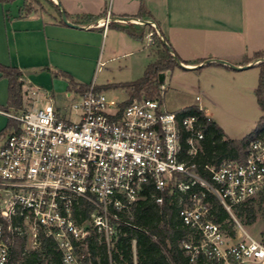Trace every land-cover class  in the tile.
I'll return each instance as SVG.
<instances>
[{
  "label": "built area",
  "instance_id": "built-area-1",
  "mask_svg": "<svg viewBox=\"0 0 264 264\" xmlns=\"http://www.w3.org/2000/svg\"><path fill=\"white\" fill-rule=\"evenodd\" d=\"M109 21L106 15L102 25ZM145 37L153 42V31ZM37 90L22 86L18 113L0 108L16 122L0 146V264H9L15 236L31 249L49 239L63 264H92V239L110 246L123 225L135 227L133 206L146 197L161 204L175 191L190 262L264 264V242L235 215L264 189V135L249 142L242 160L205 164L207 180L196 168L204 135L196 115H178L158 97L126 103L91 83L66 119L51 98L35 105ZM206 192L229 214L233 234L214 221Z\"/></svg>",
  "mask_w": 264,
  "mask_h": 264
},
{
  "label": "crops",
  "instance_id": "crops-1",
  "mask_svg": "<svg viewBox=\"0 0 264 264\" xmlns=\"http://www.w3.org/2000/svg\"><path fill=\"white\" fill-rule=\"evenodd\" d=\"M60 1L68 22L79 27L61 22L60 14L54 9L50 10L51 16L39 10L24 15L23 0L0 2V64L17 67L22 73L23 86L39 90L35 105L40 96L46 101L51 98L58 111L56 96L78 97L83 93L68 88L67 79L60 74L62 71L76 82L88 86L94 83L104 92L122 89L128 98L126 89L105 86L140 78L133 79L138 72L137 66L125 65L115 72L106 70L99 84L96 73L107 62L102 60L104 48L101 51L107 40L111 61L136 53L138 39L131 37L121 26L127 22L141 24L137 20L141 19V11L147 15L145 20L156 22L158 36L187 66L210 67L231 75V71L257 67L259 60L246 61L264 47V0H116L111 7H107V0ZM90 14L97 18L86 22L85 16ZM106 15L110 21L104 26L102 22ZM124 17L129 19L124 20ZM143 25L145 32L147 25ZM207 59L239 66L252 65L236 70L217 61L204 63ZM7 105L8 80L0 72V108L10 112ZM8 121L9 116L0 112V146L7 133Z\"/></svg>",
  "mask_w": 264,
  "mask_h": 264
},
{
  "label": "trees",
  "instance_id": "trees-1",
  "mask_svg": "<svg viewBox=\"0 0 264 264\" xmlns=\"http://www.w3.org/2000/svg\"><path fill=\"white\" fill-rule=\"evenodd\" d=\"M12 0H0V2H10ZM32 1L39 4V0H23L22 13L29 14L33 10L50 15V9L36 8L32 6ZM51 9L58 14L60 10L53 0H47ZM139 16L145 20L147 15L140 12ZM138 16V17H139ZM67 17V16H66ZM97 18L94 15L85 16V21H94ZM61 22H64L60 19ZM65 23V22H64ZM153 31V39H155V59L148 63L145 67L143 75L133 81L118 84H108L105 87H121L127 90L128 99L126 103L134 98H139L142 93L152 94L153 90H159L160 74L172 69L178 65L164 41L158 36L156 30L150 26ZM131 37L142 40L145 36L144 25L127 22L121 26ZM167 41V40H166ZM169 45V44H168ZM264 47L256 51L253 56L247 60H260L256 63L259 68L258 84L255 88V94L260 107L264 110ZM1 74L8 80V105L7 109L11 113H18L22 109V73L17 67L4 66L0 64ZM68 81V88H74L81 92L88 89V85L76 82L66 72L60 73ZM164 75V74H163ZM56 76V72H53ZM96 89H98L95 86ZM178 115H196L199 123L203 128V138L201 140V150L195 158L197 163V171L205 179L209 180V174L203 169L205 164H220L225 159L242 160L247 152L248 144L251 140L259 135H264V113L259 117L254 129L243 136L235 139L226 136L224 130L215 120L207 116L205 112L198 108L196 104L184 106L176 111ZM16 122L9 118L6 132ZM179 192L171 195H165L161 204L154 202L150 197H146L138 202L132 209L131 225H123L120 233L110 246L104 243H97L96 239H92L88 244V251L92 256V264H134L132 241L135 242L136 264H206V261L199 258L196 262L189 261L188 256L184 253L180 246V238L185 232V228L181 225L178 217L177 199ZM259 196V207L264 216V189L257 194ZM186 198V194H183ZM205 200L211 207V213L215 222L220 223L231 234L232 220L223 208L219 200L211 193H205ZM255 198L252 197L246 202L235 208L238 216L245 215L246 222L251 223L255 219V210L252 205ZM25 241L23 238L14 237L11 247V257L9 264H63L60 251L49 240L45 239L38 248L32 250H24Z\"/></svg>",
  "mask_w": 264,
  "mask_h": 264
},
{
  "label": "rangeland",
  "instance_id": "rangeland-1",
  "mask_svg": "<svg viewBox=\"0 0 264 264\" xmlns=\"http://www.w3.org/2000/svg\"><path fill=\"white\" fill-rule=\"evenodd\" d=\"M57 1L62 6L61 1ZM57 1L55 2L56 4ZM115 1L107 0V7H111L112 2ZM39 2V4H36L32 1V6L38 9L46 8L51 10L47 0H39ZM150 28L148 25L145 27V34ZM153 28L156 29L155 27ZM155 39L156 37L153 42L148 43L147 37L144 36L142 40L136 41L138 50L134 55L119 59L114 58L112 61L108 59L112 55H108L109 40H107L105 47L104 45L101 47L102 52L104 48L102 60L107 62H105V66L102 67L101 71L96 73V83H100L106 70L120 71L119 67L124 68L125 65L128 67L137 66L138 72L133 76V79L141 77L147 62L154 60L156 57ZM231 72V75H227L223 71L219 72L210 67L198 69L176 65L163 73V90L159 87L158 91L153 90L152 94L142 93L140 97H158L162 102V106L171 111H177L183 106L193 105L194 103L200 105L205 114L212 117L222 127L227 137L239 139L254 129L264 110L260 107L255 94L259 79V69L250 67L243 71ZM18 81H22V78H19ZM106 93L120 101L127 96V93L122 89L110 90ZM197 94L201 98L200 101L195 100ZM76 100H78L76 95L67 96L62 94L61 96H56V105L61 118L67 119L70 113L74 114V111L71 112V105ZM45 102L46 99L40 96L36 105H43ZM254 198V203H252L255 210L254 221L247 223L245 215H235L238 222L252 237L264 242V216L259 207V196L256 195ZM25 247L27 250H32L29 245Z\"/></svg>",
  "mask_w": 264,
  "mask_h": 264
},
{
  "label": "water",
  "instance_id": "water-1",
  "mask_svg": "<svg viewBox=\"0 0 264 264\" xmlns=\"http://www.w3.org/2000/svg\"><path fill=\"white\" fill-rule=\"evenodd\" d=\"M57 5H58V8L60 10V16H61V19L65 22V23H68L70 26H73V27H79L78 24H74V23H71V22H68L67 20V17H66V13H65V10L63 9V7L61 6V4L57 1ZM129 17H124V20H128ZM139 20L140 22H142L143 24L145 25H152L153 27L156 28L157 30V25H156V22L153 20V19H149V20H142V19H137ZM164 41V40H163ZM164 43L166 44V47L168 49V51L174 55V52L173 50L171 49V47L164 41ZM174 59L176 61V63L181 66V67H184V68H195L196 66H187L185 65L183 62H181L179 60V58L177 56L174 55ZM262 61H264V58L261 59ZM214 61H217V62H220V63H225L227 65H229L231 68L233 69H236V70H239V69H245V68H248L252 65V63H249V64H246V65H242V66H239V65H235V64H231L229 62H225L223 60H219V59H207L205 60L204 63H209V62H214ZM260 61V60H259ZM163 79H164V75L163 74H160V82H163Z\"/></svg>",
  "mask_w": 264,
  "mask_h": 264
}]
</instances>
